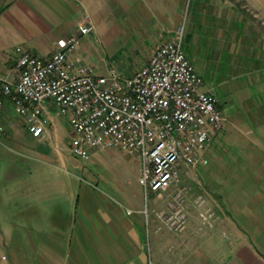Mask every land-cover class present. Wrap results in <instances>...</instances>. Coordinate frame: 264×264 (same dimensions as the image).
Wrapping results in <instances>:
<instances>
[{"label":"crops","instance_id":"obj_1","mask_svg":"<svg viewBox=\"0 0 264 264\" xmlns=\"http://www.w3.org/2000/svg\"><path fill=\"white\" fill-rule=\"evenodd\" d=\"M244 14L264 25V0H0V76L17 81L18 47L48 58L58 39L71 36L79 37L80 43L68 57L84 64L81 52L89 33L125 38L130 45L148 48L143 65L180 27L190 44L198 47L197 54L204 48L202 56L227 51L229 57L231 50L223 48V40L247 37L242 33L248 30L242 27ZM82 24L93 28L82 33ZM255 32L250 37H258ZM245 86L237 84L236 88L244 90ZM258 91V99L250 104L243 99L249 107L236 113L250 123L247 131L255 148L264 150V90ZM0 96V124L4 126L0 139L11 141L24 157L8 164V173L0 179L5 181L0 188V248L9 254L0 264H264V186L232 191L227 198L229 212L218 208L221 212L213 225L204 223L200 212L189 205L188 223L175 230L160 216L156 202L162 192L151 191L156 198L150 207L145 206L140 181L137 189L125 182L101 186L74 174L72 161H57L62 147L48 148L42 142L58 135L62 120L71 138L74 131L53 102H49L46 133L37 138L1 85ZM219 102L224 113L223 100ZM231 116L236 117L228 116L231 120ZM250 117L263 121L252 123ZM223 128L211 143L229 131ZM26 136L35 147L21 142ZM250 164L262 173L240 178L242 182L264 183V159ZM186 177L184 173L182 179ZM236 181L240 180H232Z\"/></svg>","mask_w":264,"mask_h":264},{"label":"built area","instance_id":"obj_2","mask_svg":"<svg viewBox=\"0 0 264 264\" xmlns=\"http://www.w3.org/2000/svg\"><path fill=\"white\" fill-rule=\"evenodd\" d=\"M93 25L82 24V33ZM184 29L163 43L149 61L131 75L115 68L100 73L91 65L69 59L80 38H60L48 57L17 48V81L0 76L5 95L15 110L27 117L34 137H43L50 122L49 102L71 125V151L87 157L93 150L119 147L141 161L139 181L144 191L165 192L202 159L214 134L224 127V115L214 89L183 48ZM3 99L0 96V106ZM0 130L4 126L0 124ZM204 198L197 200L202 207ZM202 221L213 225L216 210L206 207ZM186 211L176 208L169 216L172 227L182 228Z\"/></svg>","mask_w":264,"mask_h":264},{"label":"rangeland","instance_id":"obj_3","mask_svg":"<svg viewBox=\"0 0 264 264\" xmlns=\"http://www.w3.org/2000/svg\"><path fill=\"white\" fill-rule=\"evenodd\" d=\"M241 9L244 12L246 10V8ZM188 10L184 17L188 16ZM244 15V21L246 22H243L242 27H247L248 30L242 33L246 34L247 37L223 40V48H230L231 50L229 57L227 51H222L219 55L215 53L211 56H202L204 48H201L199 54H197L198 47L192 42L190 44L186 39V35L183 37V48L202 75L205 87L214 89L220 100H223L225 116L235 114L236 117L231 116L233 120L228 116L226 117L224 128L228 127L229 131L223 136H215L216 140L209 144L201 161L189 173H186L187 177L185 179H182L184 173L181 170L179 176L182 182L173 184L165 192L160 191L162 193L156 204L161 209L160 216L170 228L172 226L168 222V216L178 207L185 211L190 205L195 207L198 212L206 207L216 210L218 214L220 209L229 212L230 199L227 198H231L232 191H236V188L246 191L253 189L255 185L264 186V183L242 182V179L247 178V176L262 173L260 168L250 164V162L255 159L259 160V158L264 159V150L256 149L251 134L248 135L249 126L247 127V125L250 123H247V120H242L241 116L236 113L246 105L243 99L250 104L252 100L258 99L259 88L261 87L264 90V25L258 19H255V21L250 20L249 16ZM254 29L257 31L255 32L256 35H259L255 38L250 37V32L252 34ZM88 37L89 41L81 52L84 58L83 63L93 66L97 72L107 73L109 69L115 68L123 75H131L138 67L143 65L147 58L148 48L130 45L127 42L128 39L120 37L107 38L102 34L94 35L93 33H89ZM225 41H231V44L229 45ZM236 43L240 46L237 47ZM202 57H205V59ZM229 59L230 61H228ZM261 82L262 85L260 86L258 83ZM243 83L247 85L244 90L236 88L237 84L242 85ZM225 99H227L226 103H224ZM262 100L264 101V95ZM249 119L252 123L263 121L262 117L260 119L250 117ZM245 123L247 124L245 125ZM21 142L29 147L36 146L35 142L28 136L24 140L22 139ZM70 143V128L67 122L62 120L58 135L47 136L42 145L53 148V144H59L62 147L60 149L62 155H60L61 157L56 156L57 161L62 158L68 162L72 161L73 167L71 169L74 174L83 177L87 181L99 182L101 186L106 187L118 186L125 182L128 188H138L141 161L136 155L125 151L117 153L115 150L118 149L110 146L95 149L91 155L82 157L71 151ZM256 146L258 147V145ZM13 147L11 141L0 139V179L8 173V164L24 159ZM28 159L31 160L32 158ZM33 160L35 159L33 158ZM75 165L76 167H74ZM233 179L240 181L232 182ZM2 181L0 180V188L4 184ZM200 196L204 198L202 207L197 204ZM143 198L145 206L150 207L153 198L156 197H153L150 192H145ZM187 223L188 219L183 227ZM172 228L175 230L182 229ZM3 249L0 248V259H9L6 248Z\"/></svg>","mask_w":264,"mask_h":264}]
</instances>
